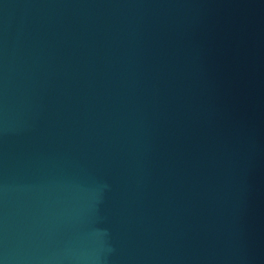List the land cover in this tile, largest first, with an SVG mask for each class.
Returning <instances> with one entry per match:
<instances>
[{
	"label": "water",
	"instance_id": "obj_1",
	"mask_svg": "<svg viewBox=\"0 0 264 264\" xmlns=\"http://www.w3.org/2000/svg\"><path fill=\"white\" fill-rule=\"evenodd\" d=\"M0 264H264V0H0Z\"/></svg>",
	"mask_w": 264,
	"mask_h": 264
}]
</instances>
